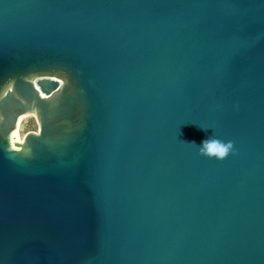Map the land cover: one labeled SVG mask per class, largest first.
Instances as JSON below:
<instances>
[{"label":"water","instance_id":"obj_1","mask_svg":"<svg viewBox=\"0 0 264 264\" xmlns=\"http://www.w3.org/2000/svg\"><path fill=\"white\" fill-rule=\"evenodd\" d=\"M0 264H264V0H0Z\"/></svg>","mask_w":264,"mask_h":264},{"label":"clouds","instance_id":"obj_2","mask_svg":"<svg viewBox=\"0 0 264 264\" xmlns=\"http://www.w3.org/2000/svg\"><path fill=\"white\" fill-rule=\"evenodd\" d=\"M206 130L205 128H201ZM195 144V142H191ZM200 154L217 161H223L232 151L233 144L231 141L223 142L214 137H208L202 140L199 144Z\"/></svg>","mask_w":264,"mask_h":264},{"label":"rangeland","instance_id":"obj_3","mask_svg":"<svg viewBox=\"0 0 264 264\" xmlns=\"http://www.w3.org/2000/svg\"><path fill=\"white\" fill-rule=\"evenodd\" d=\"M25 116H27V118L22 121L20 130L17 128L18 134L21 138L29 132L38 131V125L36 123L35 117L31 114H26Z\"/></svg>","mask_w":264,"mask_h":264},{"label":"bare ground","instance_id":"obj_4","mask_svg":"<svg viewBox=\"0 0 264 264\" xmlns=\"http://www.w3.org/2000/svg\"><path fill=\"white\" fill-rule=\"evenodd\" d=\"M25 118H27V116H23V117H21V118L18 120V122H17V128H19V130H20V127H21V123H22V121H23ZM20 141H21V143L24 145V143H25V135H24L22 138L20 137Z\"/></svg>","mask_w":264,"mask_h":264}]
</instances>
